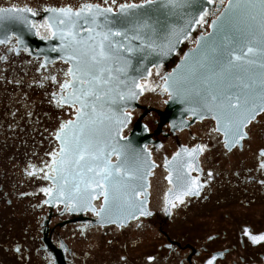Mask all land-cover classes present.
<instances>
[{"label":"flooded vegetation","instance_id":"af4514ba","mask_svg":"<svg viewBox=\"0 0 264 264\" xmlns=\"http://www.w3.org/2000/svg\"><path fill=\"white\" fill-rule=\"evenodd\" d=\"M143 1L0 0V8L27 9L38 41L51 37L47 9L95 4L116 10ZM223 2L211 0L169 60L139 80L144 91L124 110L121 130L126 137L135 123L146 129L136 162L127 141L118 154L116 147L95 146L94 134L76 124L62 134L70 151L61 155L60 125L75 122L81 107L53 99V93L56 99L78 93L70 63L29 39H0L6 58L0 60V264H264V112L246 125L239 143L217 131L211 118L172 123L164 113L165 73L208 30ZM64 83L69 87L62 90ZM17 110L15 118L9 115ZM82 150L87 154L77 162ZM101 169L112 175L104 180ZM85 206L110 210L97 216ZM117 209L138 212L116 219Z\"/></svg>","mask_w":264,"mask_h":264},{"label":"water","instance_id":"95a60500","mask_svg":"<svg viewBox=\"0 0 264 264\" xmlns=\"http://www.w3.org/2000/svg\"><path fill=\"white\" fill-rule=\"evenodd\" d=\"M223 1L209 20L208 30L199 34L195 44L186 49L171 70L165 73L164 87L169 100L164 113L172 123L182 121L185 116L211 118L216 129L219 128L226 138H232L239 131L237 125L244 119L245 109L255 107L256 117L264 107V68L260 67L264 63V53L258 51L249 57L255 61L254 64H242L220 75V64L226 55L225 38L235 42L228 44L229 49L237 45L242 48L249 41L253 47H264L260 42L264 40V7L259 0ZM129 4L139 7L122 12L118 6L116 10L105 12L104 9L109 8L83 4L72 10L70 16L49 11L62 8L47 9L44 14L51 37L38 41L33 39L34 31L25 20L27 9L0 8V39L11 34L20 40L29 39L44 54L67 60L72 69L78 65L84 67L85 63L92 66L91 58L99 51L103 35L109 30L121 32V36H110L109 39L113 44L123 43L125 48L131 47V52L116 47L108 59L92 66L93 74L100 77L98 81L82 85L81 78L91 81V76L80 77L78 74V78H73L77 95L84 91L92 93L82 97L87 107L78 122L76 118L75 127L79 131L92 132L91 142L95 146L116 147L118 154L124 152L120 149L127 141L133 148L132 160L136 162L144 154L140 148L148 136L146 129L135 123L126 137L121 135L128 120L124 110L137 105L141 92L136 84L147 76L151 67L169 60L210 7L211 0H146ZM84 5H91V11L84 9ZM213 47L218 49L215 54L211 52ZM100 68L104 71L100 72ZM130 93H135V96ZM237 97L241 106L229 109V100L236 103ZM109 138L111 142L107 140ZM104 210L108 212L110 209ZM136 212L138 210L117 209V216L113 218L128 219Z\"/></svg>","mask_w":264,"mask_h":264},{"label":"snow or ice","instance_id":"6c2138e0","mask_svg":"<svg viewBox=\"0 0 264 264\" xmlns=\"http://www.w3.org/2000/svg\"><path fill=\"white\" fill-rule=\"evenodd\" d=\"M148 2H151V0H148ZM260 5L262 7H264V0H259ZM231 6V5H230ZM98 7V6H97ZM139 7L138 5H132V4H122L120 5V9L121 11H125L126 9H132V8H136ZM84 9L91 11L92 6L91 5H84ZM83 10V9H82ZM3 11H7V10H3ZM28 11H30V9H28ZM49 11H53V12H59L60 14H63L64 16H70L72 14V9L70 8H62V9H50ZM105 12H110L111 9H104ZM76 15H79V13H76ZM63 21H61L62 23ZM53 35H55V33H53ZM122 33L119 31L116 32H112L111 30H109L108 34H104L103 35V39L100 42L99 45V51L92 56L91 60H92V66L95 65H99L102 61L108 59L110 57V55L112 54V51L114 48L118 47V48H122L125 49L128 52L132 51L131 47L125 48V45L123 43H119L118 45L113 44V42L109 39L110 36H121ZM126 40L128 39L127 35H125L124 37ZM137 37H132V39H136ZM255 37H253V41H255ZM226 43L224 45L225 47V52L226 55L224 56L223 62L220 64V68H219V74L223 75L224 73L230 72L231 70L240 67L242 64H254L255 61L249 59L250 56L255 55L258 51L261 53H264V47L262 48H256L251 46L252 41L247 42L246 44H244V46L241 48L239 45H237V47H233L231 49L228 48V44H232L235 43L234 41L231 40H227V38H225ZM105 41H107L108 43L105 44ZM262 44H264V40L260 41ZM0 43H3V41H0ZM217 48L213 47L211 49V52L213 54H215L217 52ZM74 59V57H72ZM6 59L5 57L0 56V60H4ZM92 66H89L87 63H85L84 67L81 66H76L75 68L69 69L68 75L72 76L74 79L78 78V74L80 75V77H88L91 76V81L87 80V79H83L81 78V84H90L92 81H98L100 79L99 76L94 75L92 72ZM43 67V65L41 66ZM261 68H264V63L260 64ZM100 72H103L104 69L100 68L99 69ZM52 81L56 80V77L53 76L51 77ZM166 83H167V79H166ZM262 83H264V81H262ZM247 87V85H245ZM69 87L68 83H64L60 85V88L62 90L67 89ZM136 87L139 88L141 91H144V86H142L141 84H136ZM91 92H81L79 95L72 93L69 94L68 96H64L61 95L59 97V99H56V93H53V99L56 100L57 104L60 105H66L71 103L72 105H75L77 103H79L81 105V107L79 109H77V121L78 122L82 116L85 115V113L83 112V109L87 107V105L83 102L82 97L91 95ZM131 96H135V93H130ZM213 100L216 99L215 96L212 97ZM240 98L237 97L236 98V103H232L231 100H229L228 103V108L229 109H237L238 107H240ZM260 111L264 112V107L260 108ZM19 110H17L16 112H10L9 115L13 116L15 118V116L18 114ZM246 115L244 117L243 120L240 121V123L237 125V128L239 129V131L235 132L234 135L236 137V143H239L240 140L244 139L247 136V131L244 130V128H246L247 123H249L252 119H255V107H253L251 110L245 109ZM195 114V113H194ZM27 115H31L30 112L27 113ZM76 122L74 121H66L64 123H62L60 125V130L57 133L56 138L58 140H61L62 146L60 148V154L63 155L66 152L70 151V146L68 144V142L66 140L63 139V133L70 127H73ZM217 131H219L220 129L217 128ZM227 135V133H226ZM228 145L226 144V147ZM203 149L201 148V151ZM87 154L86 150H82L81 154L78 156L77 162L83 161L85 155ZM262 156H264V152L261 153ZM262 168H264V164L261 165ZM89 172H91L93 169L92 168H88L87 169ZM102 172L105 173L103 179L107 180L108 177H110L112 175V171L108 170V169H101ZM115 171L117 173L120 172V169H115ZM32 173H29V175H31ZM97 187H103V185L101 184H97ZM44 191H49L47 189H44ZM104 195V199L105 202L107 203L108 199H109V194L107 192L102 193ZM71 210V209H70ZM83 210H91L93 212H95V214L97 216H100L101 213L104 211L103 206L101 207L100 211L97 212L95 210V208H89V207H84ZM142 216L144 215H150L149 212H147L146 210H142L140 213ZM110 223H114L116 224L117 221L115 220H111L109 221ZM119 227H123V221H120L118 223ZM260 240H264V236L259 237ZM253 242H256V238H253ZM123 259V258H122ZM149 259L151 260L152 257H149ZM209 264H211V262H209Z\"/></svg>","mask_w":264,"mask_h":264}]
</instances>
